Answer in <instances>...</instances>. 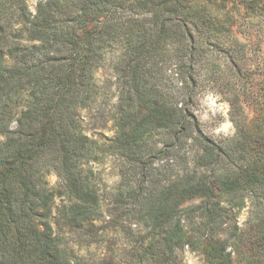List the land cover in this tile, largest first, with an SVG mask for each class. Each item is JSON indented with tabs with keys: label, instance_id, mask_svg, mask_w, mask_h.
<instances>
[{
	"label": "trees",
	"instance_id": "obj_1",
	"mask_svg": "<svg viewBox=\"0 0 264 264\" xmlns=\"http://www.w3.org/2000/svg\"><path fill=\"white\" fill-rule=\"evenodd\" d=\"M226 1L0 0V264H124L76 256L52 222L62 197L63 224L98 239L90 164L107 154L121 159L107 227L133 244L126 264H180L186 245L210 264H264V91L232 135L209 136L194 113L203 58L236 44ZM233 4L264 27V0ZM113 43L120 90L100 142L79 111Z\"/></svg>",
	"mask_w": 264,
	"mask_h": 264
},
{
	"label": "rangeland",
	"instance_id": "obj_2",
	"mask_svg": "<svg viewBox=\"0 0 264 264\" xmlns=\"http://www.w3.org/2000/svg\"><path fill=\"white\" fill-rule=\"evenodd\" d=\"M39 1L26 0L32 11ZM225 4L233 22L230 32L236 44L226 50L217 49L212 56L203 58L205 67L202 68L201 89L194 109L203 131L214 138L235 132L232 118L248 122L255 117L256 105L253 98L264 91V27L256 26L260 20L257 17L251 18L249 22L244 11L234 7L233 0H227ZM244 22L251 25L246 27ZM121 52L122 48L117 43L106 48L100 66L94 71V100L88 107L79 111L84 132L100 142H108L114 134L113 115L120 90L115 65ZM208 58L213 63L209 73L206 72L205 63ZM228 80L231 82L229 88H223L222 82ZM232 94H237L233 105L230 102ZM120 162L119 157L107 154L90 164L103 210L102 216L95 224L94 231L99 235L95 242L90 239L87 230L63 224L57 216V207L61 205L62 197L54 199L52 222L54 218L56 222L53 227L63 235L65 244L76 256L90 263L111 261L126 264L133 253V244L125 239L121 232L107 227L111 219L110 209L114 205L113 198L121 179ZM47 180L51 185H56L59 181L54 173L48 174ZM246 216L247 207H244L236 214L235 220L242 225ZM129 225L134 231H138V227ZM178 254L180 264H210L200 250L188 245L180 249ZM233 264L238 263L234 260Z\"/></svg>",
	"mask_w": 264,
	"mask_h": 264
}]
</instances>
